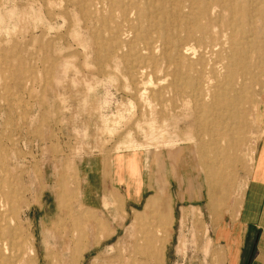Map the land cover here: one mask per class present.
I'll return each mask as SVG.
<instances>
[{
  "label": "rangeland",
  "instance_id": "rangeland-1",
  "mask_svg": "<svg viewBox=\"0 0 264 264\" xmlns=\"http://www.w3.org/2000/svg\"><path fill=\"white\" fill-rule=\"evenodd\" d=\"M94 28L78 0H0V155L28 251L21 264H100L121 251L146 264L138 250L167 235V200L160 264H224L209 231L239 213L252 180L264 56L251 54L252 93L239 106L243 120L230 122L229 144L201 132L194 95L170 94L160 108L138 99V88L148 95L172 77L134 81L122 64L97 75ZM178 192L188 201L181 208Z\"/></svg>",
  "mask_w": 264,
  "mask_h": 264
},
{
  "label": "bare ground",
  "instance_id": "bare-ground-1",
  "mask_svg": "<svg viewBox=\"0 0 264 264\" xmlns=\"http://www.w3.org/2000/svg\"><path fill=\"white\" fill-rule=\"evenodd\" d=\"M78 5L95 27L91 44L97 75L105 74L104 64L111 72L122 64V76H132L134 81L136 76H170V83L148 95L145 87L138 88V99L160 108L170 94L194 95L201 132L235 142L228 127L232 120H243L239 106L252 93L256 73L251 54L264 56V0H78ZM175 18L177 24L171 28ZM250 110L260 111L256 104ZM7 174L5 157L0 155V264H21L28 251L19 240L16 197L9 190ZM166 203L163 218L169 236L172 219ZM150 207L148 202L146 208ZM156 236L155 242L151 237L139 247L146 264L163 260L166 236ZM73 241L70 238L66 244ZM85 242L79 241L78 247ZM105 263L132 264V254L121 251L116 258L103 257L100 264Z\"/></svg>",
  "mask_w": 264,
  "mask_h": 264
},
{
  "label": "crops",
  "instance_id": "crops-1",
  "mask_svg": "<svg viewBox=\"0 0 264 264\" xmlns=\"http://www.w3.org/2000/svg\"><path fill=\"white\" fill-rule=\"evenodd\" d=\"M257 144L254 173L239 213L227 216L209 231L214 248L224 252V264H264V136ZM111 196L119 203L115 195ZM180 197L181 193L178 192L176 202L181 208L188 201ZM107 205L109 200L106 199L104 206Z\"/></svg>",
  "mask_w": 264,
  "mask_h": 264
}]
</instances>
